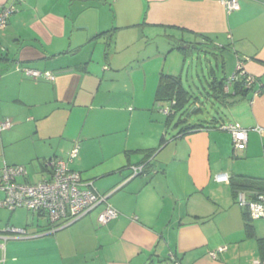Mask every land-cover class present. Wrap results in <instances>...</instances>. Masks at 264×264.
<instances>
[{"label":"crops","instance_id":"obj_1","mask_svg":"<svg viewBox=\"0 0 264 264\" xmlns=\"http://www.w3.org/2000/svg\"><path fill=\"white\" fill-rule=\"evenodd\" d=\"M10 1L0 0V10ZM238 2L230 12L223 0L18 4L0 31V121H11L0 129V168L24 165V180L36 182L49 175L45 159L66 158L78 144L71 168L99 193H111L118 216L99 225L100 204L51 230L42 214L7 208L6 217L0 207V264L264 260V218L249 217L234 185L238 176L264 180V0ZM204 44L228 50L234 71L247 57L244 66L256 78L258 95H234L230 86L232 95L219 100L228 122L249 129L243 150L233 149L231 134L218 127L221 118L175 121V100L155 97L160 75L179 76L182 84L187 52ZM26 68L54 78H34ZM187 125L195 128L180 131ZM137 164H145L144 172L132 176ZM220 173L229 181H215ZM10 226L28 235L11 234ZM219 246L225 250L212 258L208 252Z\"/></svg>","mask_w":264,"mask_h":264},{"label":"built area","instance_id":"obj_2","mask_svg":"<svg viewBox=\"0 0 264 264\" xmlns=\"http://www.w3.org/2000/svg\"><path fill=\"white\" fill-rule=\"evenodd\" d=\"M22 0H11L2 6L0 10V31L13 13L18 11V4ZM227 11H235L240 8L238 0H223ZM247 57L238 58L235 71L228 79V85L236 78H243L246 88L253 90V95H258L260 90L254 89L256 78L248 72L244 66ZM27 75L37 78L44 76L53 79L54 74L45 71L24 69ZM226 85L225 91L228 90ZM168 111V110H166ZM10 119L5 118L0 121V129L10 126ZM220 129L231 134L232 146L234 150H243L247 145L248 128L238 121L220 123ZM78 156V144H75L66 158L51 156L44 160V165L49 171L48 177L30 182L24 180L27 176V169L24 165H4L0 168V207L14 210L25 208L31 212L42 214L52 225L51 230L59 229L69 225L79 218L89 214L100 204H105L97 215L99 225H105L110 220L118 216V211L108 203L110 193H99L92 180L83 179L77 170L71 168V162ZM132 176L143 172L144 165H133ZM217 182H228L227 173H220L214 176ZM237 203L247 210L250 218H264V192L253 191L249 197L246 191L237 192ZM11 234L16 236H27L25 228L10 226L7 228ZM225 250V246H219L215 250L209 251V255L215 258L219 252ZM174 264L180 262L171 256ZM264 264V260L258 261Z\"/></svg>","mask_w":264,"mask_h":264},{"label":"rangeland","instance_id":"obj_3","mask_svg":"<svg viewBox=\"0 0 264 264\" xmlns=\"http://www.w3.org/2000/svg\"><path fill=\"white\" fill-rule=\"evenodd\" d=\"M227 52L228 50L215 49L213 46L206 44L187 52L181 85L189 96L183 107L174 111L175 121L178 118H185L190 123H204V119L208 120L211 117L221 118L224 122L232 120L227 106L213 98L214 90L212 88L214 77L218 80L222 78L227 80L234 72V64L229 60ZM222 58H224L225 65H222ZM230 86L228 85V89H230ZM195 101H198L197 108L194 104ZM162 103L167 104L166 101ZM172 128L173 124H171L170 129ZM35 180L37 179L31 178V181ZM5 212L6 217H9L12 213L7 208Z\"/></svg>","mask_w":264,"mask_h":264},{"label":"trees","instance_id":"obj_4","mask_svg":"<svg viewBox=\"0 0 264 264\" xmlns=\"http://www.w3.org/2000/svg\"><path fill=\"white\" fill-rule=\"evenodd\" d=\"M179 49H184L185 45L180 44ZM228 79L222 78L220 80L214 79L212 80V88L214 90V97H216L218 100L225 101L226 98L229 95H232L229 91H225L224 87L227 85ZM232 92L234 95L241 94L243 95L247 91H249V88H246L244 85L243 78H236L231 82ZM188 93L182 88V85L180 83V77L169 75L162 73L160 75L159 84L156 91V99L159 100H175V103L173 104L174 111L179 110V108L183 107L185 101H187ZM182 121V119L180 120ZM201 125V124H200ZM198 125V126H200ZM195 128V125H187L185 128H182L180 131L185 130H192ZM46 160V159H45ZM140 165V164H137ZM145 167V164H143ZM144 172V169H143ZM142 172V173H143ZM234 185L237 188V191L243 190V191H259L264 192V180L258 179V178H252V177H246V176H238L234 179ZM95 186V185H94Z\"/></svg>","mask_w":264,"mask_h":264},{"label":"water","instance_id":"obj_5","mask_svg":"<svg viewBox=\"0 0 264 264\" xmlns=\"http://www.w3.org/2000/svg\"><path fill=\"white\" fill-rule=\"evenodd\" d=\"M183 45V44H182ZM190 47V45L189 44H186L185 45V48H189ZM111 194V193H110Z\"/></svg>","mask_w":264,"mask_h":264}]
</instances>
